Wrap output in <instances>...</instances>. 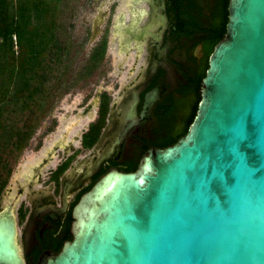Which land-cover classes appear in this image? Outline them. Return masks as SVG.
I'll return each instance as SVG.
<instances>
[{
  "label": "water",
  "instance_id": "water-1",
  "mask_svg": "<svg viewBox=\"0 0 264 264\" xmlns=\"http://www.w3.org/2000/svg\"><path fill=\"white\" fill-rule=\"evenodd\" d=\"M228 10L188 132L101 176L38 264H264V0ZM16 204L0 209V264H28Z\"/></svg>",
  "mask_w": 264,
  "mask_h": 264
},
{
  "label": "flooded vegetation",
  "instance_id": "flooded-vegetation-1",
  "mask_svg": "<svg viewBox=\"0 0 264 264\" xmlns=\"http://www.w3.org/2000/svg\"><path fill=\"white\" fill-rule=\"evenodd\" d=\"M229 2L106 0L93 6L96 13L85 19L84 32L91 45L89 60L97 49L98 53L104 49L101 63L107 67L103 86L95 92L87 89L79 93L84 98L78 101L83 108L78 117L73 119L70 110L62 117V138L42 161L29 167L25 183L19 186L18 199L27 189L26 197L16 204V216L28 264H38L44 252H59L72 240L73 208L101 176L111 169L127 172L138 166L150 148L168 147L163 146L165 142L183 130L196 106L198 110L215 40L227 25ZM54 78L46 82L35 113L45 111L49 100L55 98L51 88ZM105 106L106 123L96 144L87 148L83 138L101 118ZM53 113L47 128L57 118ZM33 134L28 144L33 143ZM59 151L62 158L53 166L50 163ZM86 151L92 154L73 166L77 153ZM15 159L17 156L10 160L11 165ZM67 161H71L69 167L56 178L57 169ZM48 165V176L43 179ZM5 199L0 197V205Z\"/></svg>",
  "mask_w": 264,
  "mask_h": 264
},
{
  "label": "trees",
  "instance_id": "trees-1",
  "mask_svg": "<svg viewBox=\"0 0 264 264\" xmlns=\"http://www.w3.org/2000/svg\"><path fill=\"white\" fill-rule=\"evenodd\" d=\"M61 2L0 0V197L13 173L10 160L21 152L34 133V126L29 125L28 118L41 106L39 102L43 88L46 82L57 76L55 69L59 70L68 52L58 36L57 16ZM226 32V28L220 31L215 45ZM103 57L104 49L99 53L97 49L89 60L87 70L97 68ZM107 112L105 106L101 118L84 136L85 147L91 148L96 144L106 123ZM196 115L197 106L187 118L183 130L163 146H171L183 137ZM70 162H65L57 169L56 178L66 171ZM137 167V164L131 166L127 172H133Z\"/></svg>",
  "mask_w": 264,
  "mask_h": 264
},
{
  "label": "rangeland",
  "instance_id": "rangeland-1",
  "mask_svg": "<svg viewBox=\"0 0 264 264\" xmlns=\"http://www.w3.org/2000/svg\"><path fill=\"white\" fill-rule=\"evenodd\" d=\"M104 1L106 0H62L60 3L57 16L59 26L58 36L62 44H65L67 47L68 52H66L64 62L59 70L55 69L56 71L54 72L57 76L51 83V88L53 89L52 94L55 98L49 100L45 111L40 110L33 114V117L29 116L28 121L34 126L33 143L30 141L24 150L18 153L17 159L13 161V173L2 194L3 197L16 198L18 203L26 197L27 189H25L23 196H20L18 199L17 192L19 186L25 183L24 175L29 171V167L42 161L48 149L53 147L54 142L62 138L61 132L64 129L62 117L67 116L70 110L71 117L73 119L77 118L78 113L83 109L81 105H78V101L84 98L79 93L87 89L95 92L96 89L103 86L102 82L107 67L106 63H101L94 70L85 73L90 63L88 55L91 45L89 37L84 32V21L95 15L96 10L93 6L99 7ZM70 91L72 93L69 97L68 93ZM63 101L65 103L62 105ZM70 106L72 107L69 108ZM52 112H54L53 114L57 118H54L47 128L46 122ZM10 115L12 116L13 114L10 113ZM76 129L74 128L73 131H76ZM70 137L72 136L66 139V144L70 142ZM76 144L79 146L80 142L78 141ZM77 154L78 156L75 158L73 166L78 164L81 159L90 156L92 151L78 152ZM61 158L62 152L59 151L53 157V161L50 164L56 166ZM49 165L42 172L43 179H46L48 176L47 170L50 168ZM1 207L2 205H0V209ZM19 234L21 236L22 229H19Z\"/></svg>",
  "mask_w": 264,
  "mask_h": 264
}]
</instances>
